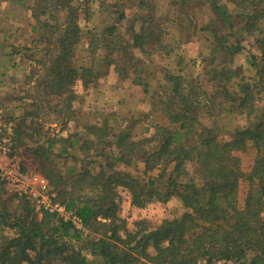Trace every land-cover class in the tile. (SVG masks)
<instances>
[{
    "label": "trees",
    "instance_id": "trees-1",
    "mask_svg": "<svg viewBox=\"0 0 264 264\" xmlns=\"http://www.w3.org/2000/svg\"><path fill=\"white\" fill-rule=\"evenodd\" d=\"M76 1L43 0L45 7L42 10L43 14H49L55 20L52 25L46 21L42 25L52 30L57 43V46H46L44 56L39 60L46 68L44 92L57 99L62 113L69 116L75 114L74 104L82 96L76 88L81 85L89 87L106 76L111 68L122 75L128 72L126 64L121 67L114 57V46L117 47V42L121 40L116 41V37L122 36L118 25L108 24L99 30L98 26L84 29ZM233 1L242 18L241 30L255 37L257 51L253 52L251 63L264 90V0ZM205 2L213 4L217 13L231 24L232 13L220 5V0ZM139 3L150 6L146 0ZM179 3L186 1L168 2L173 8ZM174 13L177 15L175 8ZM125 16L122 13L120 18ZM168 20L158 21L156 8L151 6L148 13L135 16L129 29L128 46L121 49L131 56L132 52L139 50L150 56L152 53L148 45L169 34V30L162 27ZM193 20L195 23L191 25L195 34L206 32L212 63L222 50L233 53L229 37L220 35L218 29H210V23L199 27L196 19ZM138 23L139 30L136 27ZM233 34L236 35V32L233 31ZM82 42L85 57L77 67L74 63ZM103 68L106 70L103 71ZM165 77L170 86L168 100L172 94L179 101L174 104L170 98L169 103H164L163 111L169 124L156 125L154 135L139 140H135L125 129L114 133L116 158L113 162L100 164L97 173L86 170L81 177L84 181L88 180L87 186L94 195L75 197L69 195L66 189H60L56 197L68 210L75 211L92 238L85 239L82 229L57 213L43 212L38 218L31 200L13 195L20 199L21 207L11 214L4 210L0 215L2 222L16 230V234L3 237L0 264H197L199 260L207 263L227 260L232 264H264V113L259 120L236 128L230 139L222 141L217 125H204L198 111L202 98H206L210 91L203 89L199 82L190 81L187 87L182 73L166 72ZM139 78L135 73L136 84L142 82ZM143 85L146 86V83ZM240 87L246 94L240 96L238 104L248 116H252L257 112L262 97L255 95L251 86L243 84ZM226 94L227 102L210 94L211 97H207L211 103L207 106L208 112H212L213 105L218 104L219 115L221 111L231 113L228 105L233 102L234 93L227 91ZM29 117V113L23 114L22 124ZM14 127V149L17 152L16 139L23 138L25 132L20 131V125L17 127L14 124ZM88 130L91 135L100 138L111 134L107 122L89 124ZM156 141L157 145L151 147L150 144ZM93 144L92 139H83L82 151L90 150ZM50 148L38 146L35 152L48 153ZM249 148H252L253 158L247 171L239 152ZM135 158L145 164L143 178L125 170V167L133 165ZM49 160V155H46L44 168L46 163L52 165ZM188 160L195 161L197 177L191 176L185 168ZM117 161L125 166L122 170L113 168ZM171 163L173 167L169 166ZM155 167L160 168L157 176L149 175ZM51 168L53 171L43 172L58 188L64 184V177L54 172L53 165ZM183 174L187 178L184 176L181 180ZM165 176L164 193L160 183ZM243 183L247 185L244 197L240 193ZM0 185L5 186L2 181ZM177 188L180 189L179 198L187 209L181 217L167 218L154 226L144 216L129 226L121 215L124 192L130 194L133 208H146L152 201L168 202ZM7 217H13V221L8 223ZM85 250L90 253L86 254Z\"/></svg>",
    "mask_w": 264,
    "mask_h": 264
},
{
    "label": "rangeland",
    "instance_id": "rangeland-1",
    "mask_svg": "<svg viewBox=\"0 0 264 264\" xmlns=\"http://www.w3.org/2000/svg\"><path fill=\"white\" fill-rule=\"evenodd\" d=\"M140 1L142 0L76 1L80 8L81 26L84 29L98 26L99 30L108 24L118 25L122 36L116 37V41L121 40L117 42V47L114 46V57L121 67L126 64L125 69L128 72L122 75L111 68L106 76L89 87L84 88L81 85L80 88H76L82 96L80 101L74 104L75 114L69 116L62 113L61 106L56 103L57 99L47 96L44 92L43 81L46 78V68L39 63V60L43 58L46 46H57L56 35L42 25L45 21L50 25L55 23L49 14H43L45 3L43 0H0V45L6 42L9 51L18 53L13 59L24 62L26 66L22 71L26 70L25 75H22V72L14 74V79L7 83H4L6 79H0V108L2 109L0 119L11 121L17 127L20 125V131L25 132L23 138L16 139V149L27 170L47 178L43 171H53L51 168L53 165L54 172L63 175L64 184L58 188L47 178L55 198L60 194V189H66L69 195L75 197L94 195L87 186L88 180L84 181L81 177L86 170L97 173L100 164H105L107 161L113 162L116 158L114 157L116 145L112 138L114 133L125 129L131 132L135 140H139L154 135L156 125L169 124L163 111L164 103H169L170 98L174 104H178L179 101L174 99L172 94L168 100L170 86L166 81V72L182 73L186 77V85L190 81L202 83L203 89L210 91L212 97L220 96L216 98L225 102H227V91L234 93V100L228 105L232 109L231 113L221 111L219 115L218 104L213 105L212 112H208L207 106L211 103L208 102L207 97H211L210 94L202 98V104L198 110L204 125H217L222 141L230 139L236 128L247 126L252 120H259L264 113L263 85L251 63L252 54L256 50L255 37L248 36L241 30L242 18L238 15L239 12L233 0H220V5L232 13L231 24L226 23L224 17L214 9V5L208 4L205 0H185L186 3H179L174 7L177 15L174 13V8L168 4L173 0H146L150 4L149 7L141 6ZM151 6L156 8L158 21L170 19L165 26H162L169 30V34L159 42L152 41L148 45L152 53L150 56L140 50L132 52L131 56L121 48L128 46L129 29L135 16L148 13ZM122 13L126 14L123 19L120 18ZM193 19H196L199 27L210 23V29H218L220 35L229 37L233 53L222 50L217 60L212 63L213 56L210 43L205 39L206 32L195 34L193 24L191 25L195 23ZM136 27L139 30V23ZM84 42L77 51L74 63L77 67L85 57ZM130 50L133 51L132 48ZM105 70L103 68V71ZM135 73L139 75L141 83L136 84ZM143 83H146V86ZM13 84L19 87L13 89L11 88ZM243 84L251 86L255 95L262 97L257 112L252 116H248L238 104L240 96L246 94L241 91L240 86ZM217 91L220 95L216 93ZM25 113H29L30 117L25 124H22L24 121H22V115ZM106 122L111 132L109 137L100 138L95 134L91 135L88 130L89 124L102 125ZM62 139H69V141L65 142ZM75 139L78 142H74ZM83 139L87 141L92 139L94 144L90 150L82 151ZM156 145L157 141L150 144L151 147ZM38 146L51 148L48 153L42 151L37 154L35 149ZM46 155H49V162L51 161L52 165L46 163L44 168ZM239 155L244 169L248 171L253 158L252 148L239 152ZM156 159L154 157L155 161ZM158 165L160 163L156 166ZM169 166L173 167V164ZM184 166L191 176L197 177V165L194 160L186 161ZM124 167L117 161L113 168L122 170ZM125 170L135 176L145 177V164L138 158L134 159L132 166L125 167ZM159 170L160 168L155 167L148 174L157 176ZM184 176L185 174L182 175L181 180H184ZM166 181L167 176L160 183L164 193ZM246 189L247 185L243 183L240 191L242 197ZM179 190V188L174 190L168 202L152 201L146 208H133L130 194L124 192L121 215L126 218L129 226H133L134 220L144 216L154 226L164 219L181 217L187 209L179 198ZM20 205V199L13 196L6 186L0 185V212L6 210L9 211L8 214L14 213L21 207ZM36 213L38 218L42 216V213ZM6 219L8 223L13 221V217ZM82 230L85 239L92 238L88 235L89 230L85 225ZM13 234H16V230L3 223L0 215V243L4 236ZM85 253L90 252L85 250ZM142 259L145 258L142 257ZM197 264H205V260H199Z\"/></svg>",
    "mask_w": 264,
    "mask_h": 264
},
{
    "label": "built area",
    "instance_id": "built-area-1",
    "mask_svg": "<svg viewBox=\"0 0 264 264\" xmlns=\"http://www.w3.org/2000/svg\"><path fill=\"white\" fill-rule=\"evenodd\" d=\"M2 110L0 108V114ZM15 127L11 121L0 119V181L15 196L32 201L36 212L57 213L65 221H71L75 227L82 229L84 223L73 210L56 200L50 190L49 180L42 175L27 170L15 147ZM232 264L231 261L220 260L205 264Z\"/></svg>",
    "mask_w": 264,
    "mask_h": 264
},
{
    "label": "crops",
    "instance_id": "crops-1",
    "mask_svg": "<svg viewBox=\"0 0 264 264\" xmlns=\"http://www.w3.org/2000/svg\"><path fill=\"white\" fill-rule=\"evenodd\" d=\"M16 55H18V53L16 54V51H9L8 44L6 42L0 45V79H6L4 80V83L13 80L14 74H18L19 72L21 73L23 69L26 68V66H24V62L16 61V58L13 59ZM25 72L26 70H24L21 74L25 75ZM15 76L18 77L17 75ZM15 87L19 86L13 84L11 88L14 89Z\"/></svg>",
    "mask_w": 264,
    "mask_h": 264
}]
</instances>
